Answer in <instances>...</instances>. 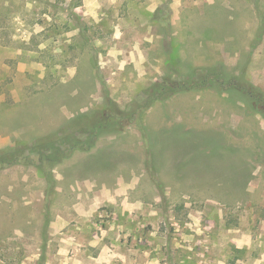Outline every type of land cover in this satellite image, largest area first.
<instances>
[{"label":"rangeland","instance_id":"1","mask_svg":"<svg viewBox=\"0 0 264 264\" xmlns=\"http://www.w3.org/2000/svg\"><path fill=\"white\" fill-rule=\"evenodd\" d=\"M234 78L264 94V0H0V264H264Z\"/></svg>","mask_w":264,"mask_h":264},{"label":"trees","instance_id":"2","mask_svg":"<svg viewBox=\"0 0 264 264\" xmlns=\"http://www.w3.org/2000/svg\"><path fill=\"white\" fill-rule=\"evenodd\" d=\"M200 74L199 76V81H203L205 79H219L222 77V79L226 80L223 75L224 73L222 72H216L215 70H203L200 69ZM225 76V75H224ZM234 80V88L236 87V85H239V89L238 90L242 95H244L246 98L249 99L250 104H253V107H255V105L257 106V108L261 107L264 109V94L261 93L258 89H256L255 87L249 85L246 82H242L241 80L238 81V79H233ZM165 81L162 82L161 87L162 90H165V88H168L169 92H174L178 89H182L184 88V83H180V82H173V83H167L165 85ZM227 83H229V80L227 81ZM192 86H194V84H192ZM163 92V91H162ZM261 114L264 115L263 111H260ZM124 119H127L125 116L127 115H122ZM131 119H127L128 121L132 120V117H129ZM109 119H111V117H101L100 119H98V117H95L94 115H90V116H86V115H79L77 119L73 120L72 122H70L64 129L63 131H65L66 133H68L70 130H74L78 127V124H83V126L85 127L86 131H90L92 132L95 129H99L101 127H103L104 125H106L109 121ZM71 140L72 143H78L75 139V137H72ZM15 157H16V153L11 149V148H6V149H2L0 150V167L4 166L3 164L5 162L8 163H13L15 162ZM11 158V159H10Z\"/></svg>","mask_w":264,"mask_h":264}]
</instances>
